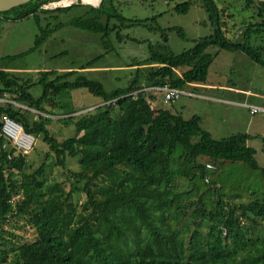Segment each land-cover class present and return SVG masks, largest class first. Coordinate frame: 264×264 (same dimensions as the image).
<instances>
[{"label": "trees", "instance_id": "1", "mask_svg": "<svg viewBox=\"0 0 264 264\" xmlns=\"http://www.w3.org/2000/svg\"><path fill=\"white\" fill-rule=\"evenodd\" d=\"M49 1L29 0L0 11V22L6 26L32 16L41 30L36 41L42 39L61 25L46 14L55 18L74 5L43 7ZM170 1L177 12L202 7L210 32L180 52L165 41L149 42L148 56L137 61L145 71L136 69L125 86L107 90L100 80L70 78L74 69H41L32 80L0 66V96L7 91L48 114L2 101L0 115L6 112L41 135L45 158L53 154L50 163L42 159L28 171V153L14 154L0 133L1 264H264V235H249L264 223V166L247 144L252 134L213 137L199 114L184 118L177 110L156 108L155 93L143 89L163 83L189 89L190 82H205L217 53L209 46L241 50L264 67V0ZM86 6L87 13L105 14V23L81 15L69 22L103 35L118 25H109L110 18L124 25L146 21L125 17L113 0ZM34 83L42 86L38 95L30 90ZM79 86L104 102L74 114L69 113L81 107L60 112L75 133L59 140L47 123L64 107L62 91ZM50 164L61 169V179L47 178Z\"/></svg>", "mask_w": 264, "mask_h": 264}, {"label": "rangeland", "instance_id": "2", "mask_svg": "<svg viewBox=\"0 0 264 264\" xmlns=\"http://www.w3.org/2000/svg\"><path fill=\"white\" fill-rule=\"evenodd\" d=\"M79 1L74 0L73 6L55 18L51 17L52 13H47L50 22H57L59 18L61 25L50 29L37 41L36 36L41 30L32 16L15 20L6 26L0 22V66L32 80L37 78V71L41 69H74L75 73L70 78L84 75L100 80L105 89L110 90L127 85L135 75L136 69L142 73L145 71V64L137 61L148 56L149 42L165 41L171 50L180 52L192 46L194 38L210 32L209 22H204L207 21V13L197 4H192L186 12H177L173 9L175 1L167 3L166 0H147L143 5L140 0H113L125 17L146 18V21L124 25L119 24L116 18H110L109 25L113 22L118 25L116 29L110 30L108 35H103L102 31L69 22L74 16L81 15L82 19H98L105 23V14L98 11L85 12L86 6ZM151 2L153 6H150ZM153 16L155 18H152ZM45 21L42 18L39 24L42 26ZM176 27L182 29L184 37ZM207 50L217 53L208 68L205 82H190L186 85L187 88H196L199 95L181 94L177 99L164 101L161 94L155 92V107L177 110L184 118L199 114L201 126L216 138L237 132L252 134L247 144L256 149L255 157L258 163L264 166V111L250 113L249 109L238 101L245 100L264 107V67L251 60L241 50L230 51L216 46H209ZM141 76L143 77V74ZM205 83L215 86L207 90L197 85ZM203 89L220 95V99L234 102L214 99L207 96ZM30 90L34 95H38L42 86L34 83ZM62 92L59 99L64 107L56 108L47 123L50 132L59 140L75 133L74 124L64 123L60 119L63 116L60 112L81 107L69 113L74 114L104 102L83 86ZM35 138L34 146L26 157L28 171L38 166L42 159L48 163L53 160V154L45 158L46 144L41 140V135H35ZM68 164L77 167L71 159ZM46 174L47 178L51 179L63 177L61 169L54 164L49 165ZM82 199L83 196H80V200ZM248 225H252L250 221ZM25 233L32 238L35 235L31 227ZM249 235L251 238L264 235V223L259 221V224H255ZM11 256L10 253L9 259Z\"/></svg>", "mask_w": 264, "mask_h": 264}, {"label": "built area", "instance_id": "3", "mask_svg": "<svg viewBox=\"0 0 264 264\" xmlns=\"http://www.w3.org/2000/svg\"><path fill=\"white\" fill-rule=\"evenodd\" d=\"M73 1L74 0H66V1L65 0H52V1H49L48 3L43 4V7L50 8V7L70 5L73 3ZM99 1L98 3H93L89 0H80L79 2L85 5L96 6L99 4ZM143 89L149 90L154 93L159 92L164 101H170L173 99H177L181 94L199 95L198 93L190 89L175 87L168 83L152 84V85L143 87ZM133 92H137V91H133ZM3 94H4L3 96H0V102L2 101L12 102L13 104L17 106L32 109L22 104L21 102H18L14 98L8 96L7 91H5ZM14 95L15 94H13V96ZM246 105L248 106L250 113H255L257 111L264 110V107L260 105H256V104H246ZM32 110L38 113H42L43 115H48L47 113H44L39 110H35V109H32ZM0 133L5 137L7 141H9L10 145L14 148V154L28 153L33 148L35 139H36L35 134L25 130L23 124L20 121L16 120L15 118L10 116L6 112L0 115ZM207 165L212 166L209 163H207Z\"/></svg>", "mask_w": 264, "mask_h": 264}, {"label": "crops", "instance_id": "4", "mask_svg": "<svg viewBox=\"0 0 264 264\" xmlns=\"http://www.w3.org/2000/svg\"><path fill=\"white\" fill-rule=\"evenodd\" d=\"M83 5H85V4H83ZM86 6V5H85ZM97 6V5H96ZM86 9H87V6H86ZM86 11V10H85ZM61 13H64V12H61ZM61 13H59V14H61ZM85 13V12H84ZM195 85V84H194ZM198 86H199V88L200 87H202V88H206L207 90H211L212 88H213V86H215V85H213V84H211V83H205V84H197ZM196 86V85H195ZM210 86V87H209ZM190 89V88H189ZM194 89H196V88H194ZM207 90H204L203 89V91H204V93L207 95V96H212L214 99H218V100H223V99H220V98H222L220 95H218V94H215L214 92H212V91H207ZM196 93H198L199 94V92H197L196 90H194ZM201 94V93H200ZM226 100H228V99H226ZM226 100H223V101H226ZM228 101H230V102H234V100H228ZM239 102H241V104L243 105L244 103H251V102H245V100H238ZM19 102V101H18ZM22 103V102H21ZM22 104H24V105H26V106H28L27 104H25V103H22ZM252 104V103H251ZM245 105V104H244ZM28 107H30V106H28ZM91 107H94V106H91ZM30 108H32V109H35V110H38V109H36V108H33V107H30ZM26 109H29V108H26ZM32 109H29V110H31L32 112H34V113H38V112H36V111H34V110H32ZM40 111V110H39ZM17 154V153H16ZM19 154V153H18ZM22 155V154H21Z\"/></svg>", "mask_w": 264, "mask_h": 264}, {"label": "water", "instance_id": "5", "mask_svg": "<svg viewBox=\"0 0 264 264\" xmlns=\"http://www.w3.org/2000/svg\"><path fill=\"white\" fill-rule=\"evenodd\" d=\"M29 0H0V11L23 4Z\"/></svg>", "mask_w": 264, "mask_h": 264}, {"label": "bare ground", "instance_id": "6", "mask_svg": "<svg viewBox=\"0 0 264 264\" xmlns=\"http://www.w3.org/2000/svg\"><path fill=\"white\" fill-rule=\"evenodd\" d=\"M65 1H66V0H65ZM89 1H91V2H93V3H94V2L97 3L99 0H89Z\"/></svg>", "mask_w": 264, "mask_h": 264}]
</instances>
